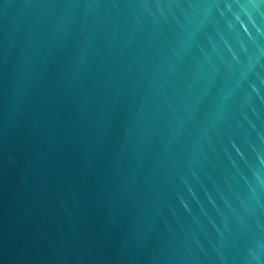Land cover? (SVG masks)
Masks as SVG:
<instances>
[{
	"label": "water",
	"instance_id": "1",
	"mask_svg": "<svg viewBox=\"0 0 264 264\" xmlns=\"http://www.w3.org/2000/svg\"><path fill=\"white\" fill-rule=\"evenodd\" d=\"M0 264H264V0H0Z\"/></svg>",
	"mask_w": 264,
	"mask_h": 264
}]
</instances>
